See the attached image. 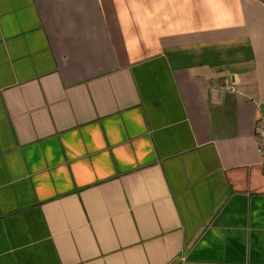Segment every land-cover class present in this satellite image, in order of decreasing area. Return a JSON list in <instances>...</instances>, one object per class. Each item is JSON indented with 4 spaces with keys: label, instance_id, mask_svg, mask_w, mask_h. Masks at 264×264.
<instances>
[{
    "label": "crops",
    "instance_id": "0c3cea01",
    "mask_svg": "<svg viewBox=\"0 0 264 264\" xmlns=\"http://www.w3.org/2000/svg\"><path fill=\"white\" fill-rule=\"evenodd\" d=\"M264 0H0V264H264Z\"/></svg>",
    "mask_w": 264,
    "mask_h": 264
},
{
    "label": "built area",
    "instance_id": "2783aa9c",
    "mask_svg": "<svg viewBox=\"0 0 264 264\" xmlns=\"http://www.w3.org/2000/svg\"><path fill=\"white\" fill-rule=\"evenodd\" d=\"M255 137L258 142L259 152L264 156V118L256 126Z\"/></svg>",
    "mask_w": 264,
    "mask_h": 264
}]
</instances>
